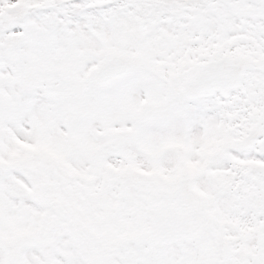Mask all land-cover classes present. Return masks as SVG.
<instances>
[{"label":"snow or ice","instance_id":"1","mask_svg":"<svg viewBox=\"0 0 264 264\" xmlns=\"http://www.w3.org/2000/svg\"><path fill=\"white\" fill-rule=\"evenodd\" d=\"M0 264H264V0H0Z\"/></svg>","mask_w":264,"mask_h":264}]
</instances>
